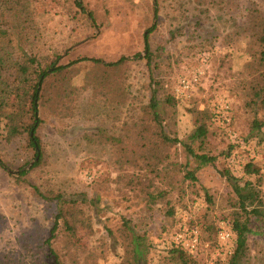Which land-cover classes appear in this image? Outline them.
I'll return each instance as SVG.
<instances>
[{"label":"rangeland","instance_id":"obj_1","mask_svg":"<svg viewBox=\"0 0 264 264\" xmlns=\"http://www.w3.org/2000/svg\"><path fill=\"white\" fill-rule=\"evenodd\" d=\"M3 2L0 26L12 30L4 46L34 57L32 75L57 56L59 63L128 60L117 67L80 61L43 83L42 162L24 177L0 167V264H132L133 231L144 237L142 264H177L169 257L174 235L193 230L201 241L197 264H221L236 234L220 241L218 223L238 214L251 218L244 264H264V220L242 213L233 188L235 180L260 182L264 199V43L257 39L264 0H159L153 71L134 56L143 54L154 0H84L95 22L73 0H31V10L14 16L25 19L5 21ZM14 80L10 70L0 72L1 87ZM34 82L6 99L23 120L30 121ZM154 88L161 108L166 96L176 104L175 112L162 109V124L149 108ZM194 108L213 112L201 146L189 138ZM6 130L0 121V157L14 171L29 169L28 136L7 140ZM188 146L215 161L198 167ZM249 161L259 173L245 172ZM30 183L61 199L40 197Z\"/></svg>","mask_w":264,"mask_h":264},{"label":"trees","instance_id":"obj_2","mask_svg":"<svg viewBox=\"0 0 264 264\" xmlns=\"http://www.w3.org/2000/svg\"><path fill=\"white\" fill-rule=\"evenodd\" d=\"M74 4L83 12H85L91 21L95 22L94 14L88 7L85 5L84 0H73ZM2 4H9V8L7 9L8 18L5 21L16 22L25 18L19 17L15 18L14 16L18 14V9H24L27 13L28 10H31L32 4L31 0H4ZM20 6V8H18ZM159 0H154L153 3V23L146 29L144 33V50L142 53L135 54V58H145L148 67L153 71V50L151 47V35L158 27V19H159ZM18 24V23H17ZM264 32V31H263ZM260 33L257 36V39L264 43V33ZM12 30L10 26H0V72L2 70L8 69L12 75L15 74V80L13 82L5 81V86H0V121H5L6 127V139L13 140L17 136L26 134L28 136L29 146L33 149L34 154V162L29 169L20 167L19 170L14 171L8 163L0 157V167L5 169L10 175H17L18 177H24L28 174L30 169L35 168L39 165L43 160L44 149L42 145V140L38 134V127L42 123V118L40 116V99H41V89L42 85L47 79V77L56 72H62L64 69L80 62V61H93L95 63H103L107 67H117L120 64L124 63L128 60V57L125 55H121L119 59L114 61H104L101 58L97 57H82L71 60L68 63H59L60 56H57V60L53 61L52 64L45 68H41L37 70L36 68L33 70L34 75L30 74V66L34 63V57L28 56L27 52H23L19 56H15L16 50L12 45L4 46L5 41L12 42ZM263 59H264V49L262 50ZM264 60L262 61V63ZM34 84H31L32 92L28 93L30 97V121L23 120L20 118V114L17 112V104L16 103H6V99H8L11 95L18 93L20 90V86L22 83L27 84L34 81ZM153 80V76H152ZM254 88V86H253ZM158 90L154 88L151 92L150 104L149 108L155 120H159L162 124L161 116L162 109H166V106H170L173 108V111H176L175 100L172 96H166L163 100L165 103H168L160 107V100L157 97ZM258 93V90L254 91V95ZM193 122L194 129L189 135V138L194 141H199L200 146L205 143L207 137L210 133L209 130V119L213 117V112H211L208 108H194L193 110ZM167 113V111H166ZM216 119V118H215ZM257 126L263 125L262 122L256 124ZM160 135L163 137L165 141H169L172 138L166 133L164 127L161 125ZM175 142H178V138H175ZM188 151L190 154L198 161V167L202 165H206L209 163H213L215 161V157L205 154L198 153L191 146H188ZM28 163V162H27ZM26 163V164H27ZM245 172L247 174L259 173V167L256 166L252 161H249L245 166ZM227 175L229 180L235 179L228 171L224 172ZM185 176L190 179L197 180V176L195 175L194 170H187ZM36 193L44 198V199H61L60 194L49 195L45 192H42L39 187L30 183ZM234 192L238 197V207L243 212L249 215H254L257 219L264 220V199L262 197V188L260 186V182L253 181L247 179L243 184H240L237 180L233 182ZM164 193L160 192V195ZM151 195V198L155 197ZM208 199L211 200V197L208 196ZM74 202V201H72ZM168 214L173 213V208H170L167 212ZM225 219L226 218H220ZM251 218L247 216L246 219H243L242 214L236 215L233 221L226 220L230 229L234 234H236V245L234 250L232 251L230 257L221 264H244V258L248 255L247 253V241H248V233L251 232V228H249L248 221ZM144 237L140 234H136L133 231V247H132V264H142V261L145 258V249H144ZM173 247L170 250L169 257L177 264H197V254L201 252V241L197 244V247L194 251L186 248L181 242L177 241L174 238L172 240Z\"/></svg>","mask_w":264,"mask_h":264},{"label":"built area","instance_id":"obj_3","mask_svg":"<svg viewBox=\"0 0 264 264\" xmlns=\"http://www.w3.org/2000/svg\"><path fill=\"white\" fill-rule=\"evenodd\" d=\"M218 112L220 111L218 110ZM227 120H229V118ZM218 226L219 228L217 230V234L220 241H229L233 236V232L230 229L228 223H226L224 220H221L219 221ZM175 239L181 242L186 248L190 249L191 251H194L196 249L197 244L200 241L197 230H193L189 234H187L185 231L178 232L175 236Z\"/></svg>","mask_w":264,"mask_h":264}]
</instances>
